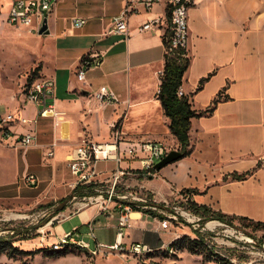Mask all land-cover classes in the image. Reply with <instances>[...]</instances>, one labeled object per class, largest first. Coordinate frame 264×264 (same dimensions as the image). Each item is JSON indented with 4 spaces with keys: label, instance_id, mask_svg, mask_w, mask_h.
Here are the masks:
<instances>
[{
    "label": "crops",
    "instance_id": "crops-1",
    "mask_svg": "<svg viewBox=\"0 0 264 264\" xmlns=\"http://www.w3.org/2000/svg\"><path fill=\"white\" fill-rule=\"evenodd\" d=\"M64 1L75 13L60 26L56 17L61 1L57 0L47 17L52 38L39 64L40 77H51L57 85L55 102L61 118L38 117V123L32 125L17 122L11 127V138L0 140L2 199L33 203L53 200L58 205L74 190L75 176L68 158L84 140L112 144L117 148L113 155L124 154L147 141L179 150V141L170 129L171 120L158 97L167 49L166 4L151 10L139 7L129 13L127 35L117 33L114 22L124 11L126 0ZM189 14L191 66L182 88L198 111L220 97L216 110L212 115L193 119L190 155L151 175L141 163L144 153L127 156L120 163L101 160L96 184L106 183L112 188L114 175L121 169L124 174L116 183L120 200L146 201V194L170 206L169 202L179 198L180 193L191 190L198 205L264 222V0H196ZM79 18L87 22L75 28L73 22ZM156 19L160 21L140 32L146 22ZM89 54L100 56L102 63L79 81L81 60ZM204 78L206 82L199 88ZM23 85L17 81L0 91V112L29 119L38 116L39 107L27 101ZM103 86L116 93L119 101L106 105L97 99L95 95ZM116 129L121 134L119 138ZM32 130L37 140L25 152L18 139ZM51 150L53 155H49ZM251 170L252 176L244 180L231 177ZM28 173L38 177L33 187L23 181ZM120 195H133L135 199ZM120 200L108 201L103 196L98 202L68 213L56 224L52 219L40 232L47 233L50 238L46 242L52 245L75 229L89 239L87 230L92 224L97 241L89 239L90 249L97 242L120 243L126 249L142 242L154 251L164 249L170 236L164 229L169 231L168 224L173 221H162L137 210L126 211L125 207L131 205ZM191 228L193 232L194 226ZM175 235L171 242L180 238L178 233ZM40 239L42 235L30 242L39 244ZM81 250L91 260L97 257L95 264L105 260L89 249ZM117 255L122 258L116 260L126 262L129 257L136 264L141 257L130 252Z\"/></svg>",
    "mask_w": 264,
    "mask_h": 264
},
{
    "label": "rangeland",
    "instance_id": "rangeland-1",
    "mask_svg": "<svg viewBox=\"0 0 264 264\" xmlns=\"http://www.w3.org/2000/svg\"><path fill=\"white\" fill-rule=\"evenodd\" d=\"M61 4L58 10L59 25L63 26L68 23L75 13V9L70 6V3L64 0H60ZM70 1V0H69ZM8 4L2 10L0 15V91L5 90L8 87H12L14 82H24L23 88L30 82L32 77H39L41 75L38 66L42 57L45 55L47 43L52 38V35L47 33L46 35H40L38 31H30L26 28H16L6 23L5 18L10 9V0L6 1ZM54 17V14L52 15ZM51 18V19H52ZM169 21L167 18V26ZM51 36V37H50ZM69 166V165H68ZM70 167V166H69ZM95 187L98 195L102 192L104 195L111 192L113 187L106 183L88 184ZM121 189H125L121 186ZM116 192V191H115ZM87 196V198H74L75 202L70 201L67 209L60 212L52 219L55 221L61 220L68 213L84 208L89 202H98V197ZM117 196V195H114ZM129 196V195H127ZM89 197H93L90 199ZM145 194L143 198H146ZM132 200V197H128ZM51 201H45L40 203H33L25 199L7 200L0 198V237L1 236H13V229L18 233L19 230L24 231L27 227L34 226L35 224L42 223L46 217L51 215V212L56 208V204L51 205ZM170 206L175 208L180 216L184 220H179V217H175L176 222L168 224L164 229L170 236L167 238L168 243L164 249L155 250L148 257L138 259V264H203V257L194 255L188 251H178V254L171 251V244L176 241H170L173 237H176V233L179 237L190 235L196 237L197 235L192 232L190 224H195L196 228H200L205 233L207 239L215 244L218 253L231 256L234 261H238L240 264H264V229L245 227L239 220L235 221V226H229L222 221H218L219 225L210 226L213 221H206L203 226L198 225L200 217L195 214L192 207V203L183 202L177 198L169 202ZM51 205V206H50ZM47 225V224H46ZM44 225V226H46ZM40 227L38 232L39 236L42 235L43 239H40V243L33 245V242L19 240L15 245L20 246L25 250H35L37 248H47L46 253H37L35 257L18 255V257H10L6 253H2L0 257V264H95L97 257L94 260L86 257L84 252L75 249L69 251L68 254L59 253L61 248H57L60 243L48 244L46 240L50 237L40 232L44 227ZM176 227V228H175ZM174 232V233H173ZM20 236V235H18ZM17 236V237H18ZM179 238V239H180ZM170 241V242H169ZM81 249L80 247H78ZM57 250V251H53ZM58 252V253H57ZM185 252L182 256L181 253ZM86 257V258H85ZM122 258L120 255H111L102 257L99 259H105L97 264H136L131 260L132 258L126 257L125 260H116ZM137 258V257H136ZM130 260V263H129ZM132 261V262H131ZM207 264H215L209 262Z\"/></svg>",
    "mask_w": 264,
    "mask_h": 264
},
{
    "label": "built area",
    "instance_id": "built-area-1",
    "mask_svg": "<svg viewBox=\"0 0 264 264\" xmlns=\"http://www.w3.org/2000/svg\"><path fill=\"white\" fill-rule=\"evenodd\" d=\"M7 0H0V15L2 10L7 6ZM10 9L6 15L5 21L11 27L16 28H26L30 31H38L41 29L45 18L48 17L49 13L52 11L53 7L57 3V0H10ZM166 4V14H171V22L165 28L169 31L167 40L169 42V50L182 51V55L185 57L189 56V45H190V34L189 30V11L192 6L195 5L196 0H126V7L124 11L117 15L114 19L115 31L117 33L127 34L128 23H129V13L137 11L139 7H143L145 10H151L156 5ZM160 20H149L140 28V32L146 31L152 28ZM87 20L84 18L75 19L73 24L75 28L82 27L86 24ZM164 33V35H165ZM102 63L100 56H94L92 54L83 56L78 72L77 78L79 81H84L86 79L87 72L93 68H96ZM57 85L51 77H38L32 80L26 85L25 96L27 101L35 103L39 107L38 116L35 118H24L18 116L16 113H2L0 112V127H1V141L11 138L13 135L11 131L12 125L19 122L23 125H32L38 123V117H48L53 116L56 118H61L60 113L56 109L55 94ZM179 96L184 95V90L181 88L178 92ZM97 99L101 100L102 103L109 105L115 103L118 100V95L114 93L107 86L101 87L98 93L95 95ZM52 100V102H51ZM118 138L121 135L116 129L115 133ZM37 136L35 130L22 135L18 139V143L23 151H27L36 142ZM117 149L115 146L109 143H94L88 140H84L82 144L74 150L72 156L68 158L70 169L75 176V180L72 182L74 189L79 185L84 184H96V178L99 174L98 164L101 160L114 159L116 162H122L126 157L133 158L137 153H144L146 156L141 159L142 166L148 174H153L155 169V164L162 160L171 151L168 145L162 142L147 141L141 142L137 146H133L125 150L124 154L116 153L113 155V151ZM53 150L49 151V155H53ZM124 172L120 169L114 175V186L109 196L106 197L108 201L112 200L115 192V187L118 179ZM23 181L26 185L33 187L38 183V177L35 173H28L23 177ZM104 195L102 192L94 196L101 198ZM121 198H128L127 195H120ZM130 197L134 198L133 195ZM84 198H87L84 196ZM92 199L93 197H89ZM93 198V199H94ZM183 202L193 203V192L191 190H185L180 193V197ZM130 206H126L125 210L129 211ZM126 213V212H125ZM125 213H123L122 218L127 219ZM174 218L177 216H173ZM87 235L90 240L97 241V235L95 228L90 224ZM86 237H81L78 229L70 231L62 235L59 240L55 243L63 242H76L78 246H83L89 249L93 255H101L107 257V253H117L121 254L122 245L116 243L114 245H107L105 243L96 244L95 248H91V241ZM54 243V244H55ZM148 245L142 242H136V244L131 245L133 254L136 256H141V249L146 248Z\"/></svg>",
    "mask_w": 264,
    "mask_h": 264
},
{
    "label": "trees",
    "instance_id": "trees-1",
    "mask_svg": "<svg viewBox=\"0 0 264 264\" xmlns=\"http://www.w3.org/2000/svg\"><path fill=\"white\" fill-rule=\"evenodd\" d=\"M167 18L169 23L171 22V14L167 13ZM164 35V42L166 46V53H165V69L164 72L161 75V88L160 92L158 94L159 99H161L165 115H168V117L171 120L170 123V129L171 132L175 135V137L179 141V150L184 154L183 158L185 156L190 155L192 149L190 148L191 145V126L192 121L194 118L205 116V115H212L214 111L216 110V107L220 101V97H217L216 100L213 102V104L206 108L201 110H196L194 108L193 102L190 100L188 96L185 94L182 96H179L178 92L183 86V79L188 71V69L191 66V57H185L182 55V51H177L175 54V51L169 50V42L167 40V37L169 35V31ZM38 70H41V66L37 67ZM40 77V76H39ZM38 77H32L30 79V82ZM207 78L201 79L199 88L203 87L205 84ZM29 82V83H30ZM28 83V84H29ZM153 172H156L154 170ZM254 173V170H251L250 172L243 173V174H232L231 177L233 179L238 180H244ZM98 185V184H96ZM115 191L117 193L118 191V185L115 188ZM104 195V193H102ZM98 195V192L95 190V187L92 188V186L88 184L79 185L77 186L72 193L67 195V197L61 199L58 201V205L56 208L51 212V215L46 217L42 223L35 224L34 226L27 227L24 231L19 230L18 233L15 232L13 229V236H1L0 237V257L2 253L8 254L10 257H18V255L23 256H31L35 257L37 253H46L47 248H37L35 250H25L22 249L20 246H16L15 244L19 240H33L36 237L40 235L38 232L39 228L48 224L51 222L52 218L59 214L60 212H63L67 209L70 201L74 199L75 197H82L84 196H93ZM78 196V197H77ZM105 197H108L109 194L106 193L104 195ZM112 200H120L117 198V196H113ZM123 201L125 204H130L132 211H141L144 214H148L151 217H157L162 221H169L172 220L173 222H176V219L173 216H178L179 220H184L182 216L179 215V213L176 211L175 208L171 206H167L166 203L157 202L153 200L152 195H148L146 198V201H129V200H120ZM56 203L51 202V205H54ZM50 205V206H51ZM192 207L195 211V214L198 215L201 219L198 222V225L203 226V224L206 221H222L223 223L234 227L235 221L239 220L240 223H242L245 227H254V228H262L264 229V222L257 221L255 219H251L245 216H233L226 214L222 211H216L213 208L207 206V205H198L197 203L193 202ZM55 224L57 221L54 222ZM194 226L193 232L196 233V237H192L190 235H187L176 239L171 244L170 250H173L175 254H178V251H188L194 255H199L203 257V264H207L209 262H213L215 264H240L238 261H234V259L231 256H227L224 254H219L218 250L216 249L215 244L211 243L204 232L201 231L200 228H196L195 224H190V226ZM20 235V236H18ZM18 236V237H17ZM74 251L75 249H78L82 252L81 249H79L75 245H69L63 248L59 253L62 254H68L69 251ZM53 251H57L52 249ZM58 253V252H57Z\"/></svg>",
    "mask_w": 264,
    "mask_h": 264
},
{
    "label": "water",
    "instance_id": "water-1",
    "mask_svg": "<svg viewBox=\"0 0 264 264\" xmlns=\"http://www.w3.org/2000/svg\"><path fill=\"white\" fill-rule=\"evenodd\" d=\"M47 33H49V19L46 17L41 29L39 30V34L46 35ZM183 156L184 154L180 150H171L167 156L154 165L156 171L162 170L163 168L167 167V164L175 162L183 158Z\"/></svg>",
    "mask_w": 264,
    "mask_h": 264
},
{
    "label": "bare ground",
    "instance_id": "bare-ground-1",
    "mask_svg": "<svg viewBox=\"0 0 264 264\" xmlns=\"http://www.w3.org/2000/svg\"><path fill=\"white\" fill-rule=\"evenodd\" d=\"M209 225H210V226H216V225H219V222L213 221V222H211V224H209ZM70 244H71V245H75V246H77V247H80L81 249H85V247H83V246H78L76 242H72V241H68V242L60 243L59 245H57V248H61V249H63V248H65L66 246H69ZM122 251H123V253H124V252H130L131 254H133L132 248H128V249H126L125 247L122 246ZM140 251H141V257H143V256L146 257L148 254L153 253L154 250L151 249V247L147 246L146 248L141 249ZM172 251H173V250H172ZM107 254H109V253H107ZM143 259H144V258H143Z\"/></svg>",
    "mask_w": 264,
    "mask_h": 264
}]
</instances>
